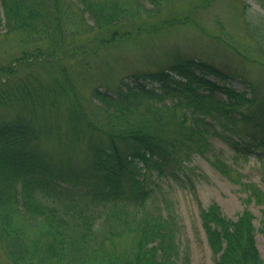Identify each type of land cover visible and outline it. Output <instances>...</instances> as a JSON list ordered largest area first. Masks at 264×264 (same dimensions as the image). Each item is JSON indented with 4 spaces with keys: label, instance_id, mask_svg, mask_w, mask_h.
<instances>
[{
    "label": "trees",
    "instance_id": "obj_1",
    "mask_svg": "<svg viewBox=\"0 0 264 264\" xmlns=\"http://www.w3.org/2000/svg\"><path fill=\"white\" fill-rule=\"evenodd\" d=\"M72 1L83 25L88 16L89 31H110L112 42L130 36L120 30L143 13L148 19L136 33L186 21L151 22L161 0ZM67 12L61 0H0V36L31 45L0 68V243L14 264H174L181 224L156 203L158 179L188 177L186 161L214 139L237 157L264 159V95L242 77L244 89L233 87L236 75L212 62L178 54L117 90L94 87L103 114L86 118L66 70L46 82L35 72L21 75L30 62L58 55L52 46L67 33ZM246 24L264 45V17ZM34 45L50 51L34 52ZM211 162L244 188L248 204L264 203V191L233 165L219 155ZM188 187L196 195L195 185ZM200 218L214 264H264L249 209L232 219L214 202Z\"/></svg>",
    "mask_w": 264,
    "mask_h": 264
},
{
    "label": "rangeland",
    "instance_id": "obj_2",
    "mask_svg": "<svg viewBox=\"0 0 264 264\" xmlns=\"http://www.w3.org/2000/svg\"><path fill=\"white\" fill-rule=\"evenodd\" d=\"M61 1L65 8L68 7L63 18L67 33L62 35L59 44L52 46L58 55L45 59L44 63L30 62L23 67L25 70H21V75L35 72L46 82L62 76L66 70L77 85L86 118L98 121V116L103 114L91 97L94 87L117 90L122 80L129 79L132 74L167 67L178 54L212 62L236 75L230 80L233 87L244 89L242 77L264 95V45L251 38L246 24V18L264 17V0H161L164 8L149 17L151 22L175 20L173 18L186 21L156 33H136L139 23L148 19L143 13L120 30L122 34L130 32L131 35L115 42L110 39V31H89L88 25L92 22L86 15L83 25L80 10L72 0ZM30 47H24L19 36H0V68L14 63V59ZM32 47L34 52L36 48H40L37 51H50L47 45ZM60 121V131L64 132L66 116L62 114ZM54 126L56 133L58 127ZM61 137L64 141L65 135ZM56 141L58 137L51 138L47 147L53 150ZM210 142L211 147L205 154L192 155L186 161L188 177L158 179L156 203L165 214L173 211L181 224L178 234L181 254L174 264H214L215 258L200 218L201 210L214 202L232 219L245 209L254 214L257 247L264 259V203L248 204L244 188L223 175L211 162L219 155L242 174L244 181L254 182L264 191V159L256 155L240 158L223 142L215 139ZM191 183L195 185L196 195L188 187ZM0 264H14L1 243Z\"/></svg>",
    "mask_w": 264,
    "mask_h": 264
}]
</instances>
